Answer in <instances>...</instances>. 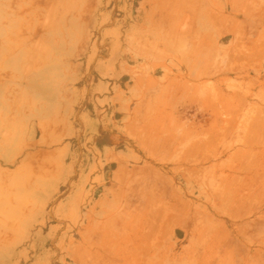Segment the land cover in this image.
<instances>
[{
  "label": "rangeland",
  "instance_id": "rangeland-1",
  "mask_svg": "<svg viewBox=\"0 0 264 264\" xmlns=\"http://www.w3.org/2000/svg\"><path fill=\"white\" fill-rule=\"evenodd\" d=\"M0 264H264V0H0Z\"/></svg>",
  "mask_w": 264,
  "mask_h": 264
}]
</instances>
